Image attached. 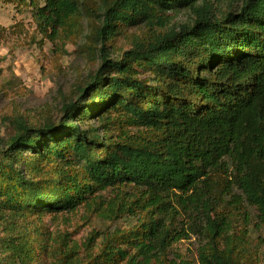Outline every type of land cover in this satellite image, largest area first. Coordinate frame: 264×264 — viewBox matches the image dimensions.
Instances as JSON below:
<instances>
[{
    "label": "trees",
    "instance_id": "16d2710c",
    "mask_svg": "<svg viewBox=\"0 0 264 264\" xmlns=\"http://www.w3.org/2000/svg\"><path fill=\"white\" fill-rule=\"evenodd\" d=\"M240 1H30L52 67L83 13L100 65L60 120L17 119L0 138V264H194L170 257L192 233L199 264H248L247 229L232 232L247 207L264 228V0ZM182 8L192 21L168 29L165 12ZM128 28L132 46L112 57ZM81 209L133 222L81 242ZM64 214L56 230L45 221Z\"/></svg>",
    "mask_w": 264,
    "mask_h": 264
},
{
    "label": "rangeland",
    "instance_id": "374dc122",
    "mask_svg": "<svg viewBox=\"0 0 264 264\" xmlns=\"http://www.w3.org/2000/svg\"><path fill=\"white\" fill-rule=\"evenodd\" d=\"M31 0H0V138L8 139L15 133V120L22 119L35 122H45L48 119L60 120L64 112L63 102L66 99L77 98L78 87L86 85L92 74L100 65L98 45L92 41L91 33L96 25L94 18L82 14L80 30L75 43L66 46L64 58L57 67H52L50 57L54 54L52 43L43 37L33 15L35 9L29 5ZM46 0H38L39 5H45ZM99 4L100 0H94ZM219 9H237L240 0H216ZM168 17V29L177 28L190 23L192 12L187 8L171 9L165 12ZM134 28H128L127 34L118 36L114 44L121 49L112 57L120 56L132 46L131 34ZM142 78L151 79L150 73H144ZM101 98L94 103L98 104ZM235 194L240 190L233 189ZM230 199V196H228ZM233 208V207H229ZM251 212V220L245 223L243 216L236 217V228L233 234L241 235V228L247 232L240 236V249L244 262L248 264H264V228L260 225L256 208L247 207ZM244 211V210H243ZM62 215L54 222L51 217L45 221L56 230L64 221ZM86 217L81 209L75 219L81 226L74 234L79 241H84L93 231H112L126 224H132L131 219H121L114 223L99 220L94 215ZM71 223V222H70ZM72 225H74L72 223ZM202 236L192 233L190 238L174 245L170 257L175 258V252L181 253L194 264L197 261L198 250L202 244Z\"/></svg>",
    "mask_w": 264,
    "mask_h": 264
}]
</instances>
